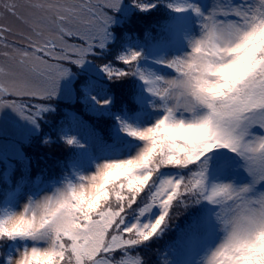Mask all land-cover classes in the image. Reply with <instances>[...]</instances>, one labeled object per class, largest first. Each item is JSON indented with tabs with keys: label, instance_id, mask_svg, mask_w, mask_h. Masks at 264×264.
I'll return each instance as SVG.
<instances>
[{
	"label": "snow or ice",
	"instance_id": "1",
	"mask_svg": "<svg viewBox=\"0 0 264 264\" xmlns=\"http://www.w3.org/2000/svg\"><path fill=\"white\" fill-rule=\"evenodd\" d=\"M121 2L35 0L27 5L31 10L27 14L18 13L13 0L0 4L3 14L21 28L13 32L0 25V46L7 49L3 55L32 74L0 81V109L10 107L35 123L48 110L43 101L56 95L58 82L67 75L60 62L81 65L94 47L104 48L110 38V13ZM132 3L141 11L156 7L153 0ZM168 6L177 12L191 9L202 18L200 37L189 40L190 53L159 61L174 69L176 78L145 74L136 63L139 52L118 57L127 71L107 64L102 68L109 79L139 76L163 102L164 115L146 128L121 122L126 135L143 143L135 155L97 165L95 173L79 176L75 183L68 181L42 199L29 200L18 213L0 216V241L46 243L0 258V264H144L132 249L163 231L174 202L183 198L187 203L205 200L218 208L216 219L226 235L206 264H264V192L254 194L255 186L264 184V135L253 132L264 130V0L258 5L228 0L207 15L191 3ZM9 35L22 37L28 47L9 44ZM70 37L81 43H67ZM7 75L0 67V76ZM24 97L39 102H18ZM177 113L192 118H178ZM66 143L76 140L69 137ZM215 149L238 155L250 183L209 184L208 154ZM165 167L195 170L187 177L156 183L154 177ZM149 188L150 196L138 214L143 217L155 206L160 214L148 223L128 224L127 210Z\"/></svg>",
	"mask_w": 264,
	"mask_h": 264
},
{
	"label": "rangeland",
	"instance_id": "2",
	"mask_svg": "<svg viewBox=\"0 0 264 264\" xmlns=\"http://www.w3.org/2000/svg\"><path fill=\"white\" fill-rule=\"evenodd\" d=\"M162 7L168 4H175V6H184L191 3L197 6L204 15H207L212 9L218 5H223L228 2V0H156ZM5 2V0H0V4ZM17 5L18 13H29L31 10L27 7L30 2H35V0H13ZM93 3L96 0H92ZM231 3H240L242 0H230ZM249 3L257 4L258 0H248ZM158 3V4H159ZM168 3V4H166ZM159 4V5H160ZM140 10L136 8L133 4L129 5L126 0H122L121 6L118 10L112 11L110 15L112 16V22L109 25L110 38L106 41L104 48L94 47L92 52L88 54L85 62L81 65L75 63H70L67 61H61L60 63L66 66L67 75L62 77L58 82L57 93L55 96L47 98L43 101L44 105L47 107V111L41 113L39 117L36 118V122L33 123L31 120L21 117L16 111L10 107H5L0 109V172L4 174V182L9 184L7 196L9 201L6 206L0 208V216H3L7 212H20L23 210L24 206L29 202V200H39L46 195H51L58 188H63L66 183L70 180H62V172L64 169H58L56 174L52 176L44 175L42 177L41 173H37L38 179L32 178V170L28 159L25 157L23 148L33 146L34 148L40 142L36 141V138H41L44 141L50 140L53 134L58 133L57 140L61 142H54L53 144H60L62 147H66L67 138L74 137L76 143L71 145L70 152L67 151V156L65 158L69 159V165H64L65 174L67 179L76 176L71 182L75 183L79 176H89L97 170V165H101L107 161L127 159L135 155L142 147L143 143L138 139L132 138L126 135L121 128V122L130 124L136 128H146L151 126L164 115V108L162 106V101L158 97H154L151 93L146 96L145 99L137 102L138 105L142 106L143 113L140 117L137 115L130 116L126 113H111L110 105H112V95L107 91L109 82L112 87H118L119 79L110 80L106 73L102 70L103 65H110L106 59L113 61L114 48L113 41L116 37V32L120 27L126 25V20L130 16L138 13ZM167 13H170L169 18H171L175 12L174 7H168ZM223 18V17H222ZM227 19H235L234 17H228ZM201 20L202 18L191 9H187L181 12H177L175 16L172 17L170 24L178 27L177 34V44L175 48L165 49L162 52H157L155 60H157V65L150 68L143 67L145 74L152 73L156 76H160L164 79H174L177 77V73L174 69L167 66V63H161L159 61H168L174 57H184L189 54L191 49L189 46V40L199 38L201 35ZM175 22V23H174ZM0 25L9 26L12 28L13 32H19L21 30L20 26L17 25L13 17L3 14V9L0 8ZM47 31V30H45ZM23 38L17 35H9L7 37V42L9 44L21 45L28 47L27 41H22ZM144 41V42H143ZM138 42L134 40L128 44L124 43L125 49L118 50L120 56H128L132 52H139L141 55L143 53V47L148 42L150 38ZM69 44H80L81 41L76 37H70L66 39ZM7 51L2 46H0V67H4L6 72L9 73L7 76H0V81L7 82L11 80L14 76H24L25 78H30L32 74L26 69L21 68L18 64L11 61L10 59L4 57L3 53ZM59 51V49H57ZM108 51L109 55H106ZM105 54L106 56H102ZM117 52V51H115ZM38 55H43L39 53ZM49 59V62L56 63L55 60ZM113 59V60H112ZM140 59L136 62L137 65L140 64ZM111 66V65H110ZM125 66V65H122ZM127 70L128 66L126 65ZM132 80L140 79L139 76L131 75ZM141 90H145L148 86L142 81ZM108 83V85H107ZM145 88V89H144ZM118 90V88H116ZM149 96H151L149 98ZM95 97V99H93ZM18 102L27 104H36L39 101L33 98H17ZM107 100L108 104H99L98 101ZM73 103L80 104L85 107L87 111L92 115L108 114L113 117V119L118 120V126L115 129L116 145L106 146L102 142L101 137L94 133L91 129H87L88 125L86 121L82 122L81 116L74 112L70 106ZM136 104V105H137ZM69 106V107H68ZM63 110V111H62ZM66 114L65 118L68 120L67 124L62 113ZM117 111V110H115ZM125 112V111H124ZM118 116V117H115ZM184 118L186 120L191 119V114L188 113H177L178 118ZM119 118V119H118ZM81 119V120H80ZM52 124H56L53 128ZM52 126V128H51ZM58 126V127H57ZM66 126V127H65ZM58 128V130H57ZM50 130V132H49ZM256 135H264V130L256 128L253 130ZM68 134L69 137L66 135ZM51 139H55L52 137ZM41 140V141H42ZM56 140V139H55ZM37 142V144H35ZM81 146L83 150V161L78 159L76 154L77 147ZM48 146H44V148ZM37 148V147H36ZM58 150V149H57ZM63 150V149H62ZM62 150H58L61 152ZM227 149H215L216 153H209L210 167L212 166L216 171L215 183H231L235 186H242L244 184L250 183V177L246 172L243 162L237 159L231 158L226 154ZM214 151V152H215ZM63 152V151H62ZM66 155V154H65ZM22 161L23 172L20 179L16 178V186L12 189L11 176L13 175L15 169V162ZM78 161V162H77ZM226 162V163H225ZM75 167V168H74ZM74 168V169H72ZM72 169V170H71ZM78 169V170H76ZM76 172L74 173V171ZM165 167L161 168L157 176L154 177V181L159 183L160 179L172 177H187L191 171L195 170L194 167L189 169ZM210 174V172H209ZM28 176L31 178L28 179ZM10 177V178H9ZM212 178V174L210 176ZM212 184V183H210ZM11 188V189H10ZM151 188V186H150ZM150 188L146 189L144 193L141 194L137 200L136 205L132 209L127 210L126 222L131 223H148L154 220L160 214V208L158 206L153 207L148 213L143 217L138 214L139 207L143 206L144 201L150 196ZM259 192H264V184H258L255 186L254 194ZM208 205L212 207L217 213L218 208L207 201ZM212 223V238L204 245V250L202 255L194 264H206L207 258L210 256L211 252L214 251L224 240L226 233L223 230V226L217 221L216 215L210 221ZM4 251L5 256H15L17 251H22L25 247H45V241H32V240H16L8 241ZM137 248L134 247L132 252ZM2 257V258H3Z\"/></svg>",
	"mask_w": 264,
	"mask_h": 264
},
{
	"label": "trees",
	"instance_id": "3",
	"mask_svg": "<svg viewBox=\"0 0 264 264\" xmlns=\"http://www.w3.org/2000/svg\"><path fill=\"white\" fill-rule=\"evenodd\" d=\"M126 1L129 5L133 4L132 0ZM153 2L156 3V7L148 11L140 10L126 20L125 26L117 30L115 40L112 42L114 48L112 57H114V60L112 59L113 61H110L106 59V63L109 62L112 67L127 71L126 65L122 66L124 64L118 59V55H120L118 50L125 49L124 43L128 44L134 40L142 42L148 37L150 38V42L143 47L144 55H141V61L140 64H138V67L142 71H144L143 67L150 68L157 65L158 61L154 59V55H156L157 52L177 47L178 27L176 25L174 27L170 24L172 17L177 14V11L169 18L170 15L168 14L170 13H167L169 4L166 3L168 5L162 7L158 1L153 0ZM172 5L175 6V4ZM106 53V55L110 54H108V51H106ZM105 54L102 52V56L105 57ZM110 80L113 81V79ZM142 81L141 79L132 80L131 75H129L119 79L118 87H112L114 85L111 86V82H109V85L107 83V91L112 95L113 101L112 105H110L111 113L119 115L121 112L134 117L136 115L138 117L142 115L144 111L142 109L143 107L138 105L137 102L145 99L146 96L150 94L148 88L141 90L143 89L141 88L143 84ZM116 88H118V90ZM150 97L151 96H149V98ZM70 107L81 116L82 122H87L88 125L86 128L97 133L106 146L116 145V139L113 134L118 126V120L113 119V117L108 114L92 115L85 107L77 103H73ZM62 117H64L63 119L67 118L66 114H63ZM66 121L68 122V120L65 119L64 122ZM52 126L54 128L56 124H52ZM58 135L59 134L55 131V134L51 136V138L55 137L56 140L50 138V140L44 141L41 138H36V141L40 142L38 144L37 142L35 143L37 144V148L33 146L27 148L24 146L23 151L32 170L31 176H37V173H41L42 177L44 175L52 176L61 168L64 169V172L67 171L64 165H69V159L65 160V158L67 156V151L70 152L71 145L64 143L66 147H62L60 144H53L54 142H61L62 137H60V140H57ZM66 135L69 137L68 134ZM45 145L48 146V148H44ZM57 149H63V152H58ZM77 149L76 154L78 159L83 161V150L81 146L78 145ZM23 163L22 161L15 162V169L11 176V181H13L11 185L12 189L10 188V191L16 186V178L18 177L20 179L21 175L24 174L22 169ZM212 169L214 168L211 166L209 169L210 174L208 173L209 184L215 183V179L210 177ZM182 171L185 170L182 169L181 172ZM64 172L61 173L63 181H72L76 177L72 176V178L67 179L66 175H63ZM31 176H28V179L31 178ZM36 176L32 178L38 179ZM3 179L4 174L0 172V208L6 206L7 202L5 201H9L7 196H11L8 194L10 186L6 181L4 182ZM215 215L216 211L212 210V207L209 206L205 200H201L199 203H187L186 198L177 200L171 208L167 227L155 235L149 242L137 246L133 253H138L143 258L144 264H194L202 255L204 245L212 238V223H210V221H212ZM7 244L8 243L0 241V258L6 253L4 249Z\"/></svg>",
	"mask_w": 264,
	"mask_h": 264
},
{
	"label": "clouds",
	"instance_id": "4",
	"mask_svg": "<svg viewBox=\"0 0 264 264\" xmlns=\"http://www.w3.org/2000/svg\"><path fill=\"white\" fill-rule=\"evenodd\" d=\"M38 214H39V210H38ZM261 241L264 242V237L261 238ZM4 242V241H2ZM13 264H15V261L13 262Z\"/></svg>",
	"mask_w": 264,
	"mask_h": 264
}]
</instances>
